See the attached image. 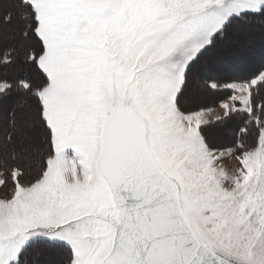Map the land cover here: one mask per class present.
<instances>
[{
  "label": "snow or ice",
  "instance_id": "obj_1",
  "mask_svg": "<svg viewBox=\"0 0 264 264\" xmlns=\"http://www.w3.org/2000/svg\"><path fill=\"white\" fill-rule=\"evenodd\" d=\"M4 2L34 75L0 76V106L32 101L0 115V264H264V64L202 69L216 123L240 119L232 147L182 103L230 28H264V0Z\"/></svg>",
  "mask_w": 264,
  "mask_h": 264
},
{
  "label": "rangeland",
  "instance_id": "obj_2",
  "mask_svg": "<svg viewBox=\"0 0 264 264\" xmlns=\"http://www.w3.org/2000/svg\"><path fill=\"white\" fill-rule=\"evenodd\" d=\"M2 8H0V17H2L3 13L8 10V5H7L6 2L3 3V7ZM16 27H18V24L15 21H13V23H11V24H7V23H4L2 20H0V49H3V50L5 49L6 52L9 51L10 49H12V48H10V49L7 48L6 46H10V45H7V41L12 39V35L10 33H12L14 31V29H16ZM236 29L237 28H235L233 30H236ZM260 33L261 34H256V32H253V34L251 32H249L247 34L239 33L240 34L239 35L240 39L241 40L243 39V42L247 41L246 44H243V46H239L237 43H230V46L232 45L233 48L232 49H228V50H224L223 54L224 53L225 54L223 55V57H220L218 61L216 59L214 60V62L208 60L210 62L209 63L207 60H204V58L201 59V62L199 64L200 70H199V72L194 73L192 75V77L190 78L191 82L192 81L196 82V83L199 82V83H201L204 86V84L202 83V80H203L202 69L206 68L208 66L211 67V65H214V63H215L216 66L218 64L223 63V64H225V65H227V66H229V67L234 69V72H231V73H234V74L239 75V76L245 75V73L247 72L246 69H247V66H248L246 64V62H248V63L250 62L251 63V61H253V63H257L258 64L259 63L258 61H262V62L264 61V29L262 31H260ZM231 37H233V36H231ZM235 38L237 39V37H235ZM20 39H21V41L23 40L21 37H20ZM13 40H15L14 36H13ZM23 41H25V40H23ZM23 44H21V45H23V47H24L25 43L23 42ZM15 48L16 49L13 48L14 49V53H15V63L12 64V66H10V67H0V76H4L5 75V76H7V77L12 79L13 75H16V76L19 75L21 77L27 76V75H34V74H32V73H34V69L31 66H29L28 64L25 63L23 54L21 53V56L18 54V50L20 48H22V47L18 48V47L15 46ZM217 48H215L214 50L210 51V53L207 55V57L209 58L210 56L212 57V55L217 54L216 53ZM239 48L242 49L241 52L233 53V51H232L233 49H239ZM254 49L257 50L255 53H254V51H255ZM251 52L253 54H250L251 57H248L247 54H249ZM230 62H232L233 64L231 65ZM197 67H198V65H197ZM196 88H197V86H194L190 90H195ZM194 92L192 91V93H194V98L196 96L195 99L197 101H198V99L200 101L201 98L205 97L206 95H207V97L211 98V96H209L205 92L204 88L201 89V87H199ZM187 93H189V92H186V94ZM186 94H185V96H186ZM195 94H197L199 97L197 95H195ZM257 97L258 96H256V98ZM196 100H194V102H197ZM220 101L214 106H210V107H207V108H203V107L201 108V109H213L212 112L206 113V119L209 122H211L210 125H214V126L211 127L210 131L216 128L215 127L216 117L223 115V109L220 107ZM9 102L12 104V106L9 107L8 109L13 108V107H17V106H20V105H24L26 103H28V104L32 103V101L27 100L22 95L19 96L17 94H13V96L10 97L6 103L8 104ZM4 105L0 106V108L3 107ZM8 109L5 110L3 113L0 112V115H7ZM217 131H222L223 134H224V130L223 129H218ZM228 131H231V136H232L231 139H233V136L235 134V129L233 128V125L230 126ZM214 134H215V136H222L223 135V134L222 135H220V134L218 135L217 133H214ZM41 143H43L42 136H41ZM214 144L217 145L216 141H214ZM224 166L229 171H232V170H234L237 167V161H235V159L226 160L224 162ZM50 259H52L53 262H55V259H56L55 255L54 256L51 255Z\"/></svg>",
  "mask_w": 264,
  "mask_h": 264
},
{
  "label": "trees",
  "instance_id": "obj_3",
  "mask_svg": "<svg viewBox=\"0 0 264 264\" xmlns=\"http://www.w3.org/2000/svg\"><path fill=\"white\" fill-rule=\"evenodd\" d=\"M3 9V8H2ZM2 11V10H1ZM235 28H237L236 30H233V29H235ZM264 28H262L259 24H257V25H254V26H251V27H245V26H233L232 28H230L229 30H228V32L226 33V35H225V38L222 40V41H219L218 43H217V50H216V53L217 54H215V55H212V57L210 56L209 58L207 57V55L210 53V51H212V50H214L215 48H213L212 50H210L209 52H207L206 54H205V56L204 57H202L201 59H203L204 58V60H209V61H213L214 62V60L216 59L217 61L219 60V58L220 57H223V55L225 54H223V51L224 50H228V49H232L233 47H232V45L230 46V43H237L239 46H243V44H246V42L247 41H244L243 42V39L241 40L240 39V37H239V33H244V34H247V33H249V32H251L252 34H253V32H256V34H261L260 33V31H262ZM11 35H12V39L11 40H8L7 41V45H10V46H6L7 48H12V49H10V50H12L13 52H14V49H16L15 48V46L16 47H18V48H20V47H23V42L25 43V46H27L30 42L29 41H21V39H20V35H19V26L18 27H16V29H14V31L12 32V33H10ZM13 36H14V38H15V40H13ZM231 36H233V37H231ZM235 37H237V39L235 38ZM18 39V40H17ZM227 39V40H226ZM226 40V41H225ZM6 41V40H5ZM21 44H23V45H21ZM14 48V49H13ZM20 49H22V48H20ZM18 50V54L21 56V50ZM241 48H239V49H233L232 51H233V53H235V52H241ZM255 51H254V53L257 51L256 49H254ZM6 52V50L4 49H0V54H4ZM23 54V53H22ZM250 54H252V52L251 53H249V54H247V56L248 57H251V55ZM208 61V62H209ZM259 63L257 64V63H253V61H251V63L249 62H246V64L248 65L247 66V72L245 73V75H243V76H241V77H246V76H248L252 71H254L256 68H258L261 64H264V61L262 62V61H258ZM210 63V62H209ZM208 63V64H209ZM230 64L232 65L233 63L232 62H230ZM251 64V65H250ZM210 65V64H209ZM12 66V65H11ZM8 67H10V66H8ZM209 67V66H208ZM211 67H216V65H215V63H214V65H211ZM199 70H200V67H199V64H198V67H196V69H194V71H193V73H192V75L194 74V73H197V72H199ZM32 74H34V73H32ZM230 75L231 74H234V73H229ZM192 75H191V77H192ZM236 75V74H235ZM4 77H6V78H8V79H10V80H15V79H17V78H20L21 76H19V75H13V77H12V79L11 78H9V77H7V76H5L4 75ZM190 77V78H191ZM198 84V85H197ZM194 86H197V88H199V87H201V89L202 88H204V90H205V92L209 95V96H211V98H212V100L210 101V102H207L206 104H204V105H201V106H199V107H192L191 105H192V103H195L194 102V100H195V98H196V96H195V98H194V95H193V93H192V91H195V90H190V89H192ZM186 92H189V93H187L186 94ZM186 92H185V94H186V96L184 95V98H183V107L186 109V110H189V111H192V110H199V109H201L202 107L203 108H207V107H210V106H214V105H216L220 100H222V98H223V93H221V92H214V91H212L211 89H209V88H206V87H204L201 83H199V82H191V80H190V82H189V86H188V89L186 90ZM20 96V95H19ZM193 96V97H192ZM198 96V95H197ZM192 97V98H191ZM25 98V97H24ZM256 100H257V102L258 103H264V92H262L260 95H258V97L256 98ZM12 106V104L9 102L8 104L7 103H5V105L3 106V107H1L0 108V112H4L5 110H7L9 107H11ZM17 110L19 111L20 110V108L17 106ZM233 125V128L235 129V134H234V136H233V139H231V131H228V129L230 128V126H232ZM212 126H214V125H210L209 127H207L206 129H205V135H206V137H207V139H208V142L213 146V147H217V148H225V147H232L233 145H234V141L236 140V138H237V128L239 127V126H241L240 125V119L239 118H237V119H233V120H228V121H226V122H224V123H222V124H218V123H215V129H213V130H211L210 131V129H211V127ZM218 129H223L224 130V134L222 135V136H215V134L214 133H219V131H217ZM217 133V134H218ZM42 138H43V136H42ZM43 140H44V138H43ZM214 141H216V143H217V145H215L214 144ZM233 142V143H232ZM43 144V143H42ZM43 147L44 148H46L47 147V145L46 144H43ZM43 154V153H42ZM39 162H37V164H38ZM52 256H54V254H52ZM51 257V256H50Z\"/></svg>",
  "mask_w": 264,
  "mask_h": 264
},
{
  "label": "bare ground",
  "instance_id": "obj_4",
  "mask_svg": "<svg viewBox=\"0 0 264 264\" xmlns=\"http://www.w3.org/2000/svg\"><path fill=\"white\" fill-rule=\"evenodd\" d=\"M239 54V53H238ZM253 54V53H252ZM196 91V90H195ZM198 91V90H197ZM202 91V90H201ZM200 91V92H201ZM194 92V91H193ZM195 93V92H194ZM194 93H193V95H194ZM195 95H197V94H195ZM204 96V95H203ZM193 97V96H192ZM191 97V98H192ZM199 97V96H198ZM196 100V99H195ZM212 100V98H210V97H207V95L205 96V97H202L201 98V100L199 101V99H198V101L197 102H195V103H192V107H199V106H201V105H204V104H206L207 102H210ZM218 133V132H217ZM222 135L223 134V132L222 131H219V133H218V135Z\"/></svg>",
  "mask_w": 264,
  "mask_h": 264
}]
</instances>
